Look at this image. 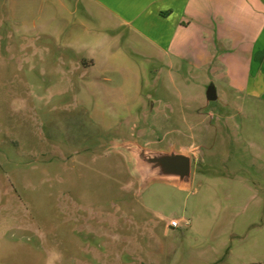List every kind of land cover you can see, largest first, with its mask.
<instances>
[{"label":"rangeland","instance_id":"374dc122","mask_svg":"<svg viewBox=\"0 0 264 264\" xmlns=\"http://www.w3.org/2000/svg\"><path fill=\"white\" fill-rule=\"evenodd\" d=\"M135 26L0 0V264H264V98ZM123 141L189 153L191 189L141 190Z\"/></svg>","mask_w":264,"mask_h":264},{"label":"crops","instance_id":"0c3cea01","mask_svg":"<svg viewBox=\"0 0 264 264\" xmlns=\"http://www.w3.org/2000/svg\"><path fill=\"white\" fill-rule=\"evenodd\" d=\"M173 59L264 98V0H99Z\"/></svg>","mask_w":264,"mask_h":264},{"label":"water","instance_id":"95a60500","mask_svg":"<svg viewBox=\"0 0 264 264\" xmlns=\"http://www.w3.org/2000/svg\"><path fill=\"white\" fill-rule=\"evenodd\" d=\"M207 99L209 101L217 99V90L213 84L207 89ZM123 143L122 147L134 155L135 163L138 165L135 171L143 182L141 190L156 182L166 183L184 191L191 189L192 158L189 153L178 151L174 146L169 150H156L143 147L137 142Z\"/></svg>","mask_w":264,"mask_h":264},{"label":"built area","instance_id":"2783aa9c","mask_svg":"<svg viewBox=\"0 0 264 264\" xmlns=\"http://www.w3.org/2000/svg\"><path fill=\"white\" fill-rule=\"evenodd\" d=\"M179 226H180V221H178V220H172L170 222V227L171 228H178Z\"/></svg>","mask_w":264,"mask_h":264}]
</instances>
